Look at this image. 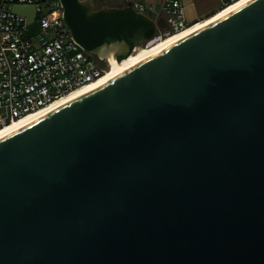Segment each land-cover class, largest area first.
I'll list each match as a JSON object with an SVG mask.
<instances>
[{
    "label": "water",
    "instance_id": "water-1",
    "mask_svg": "<svg viewBox=\"0 0 264 264\" xmlns=\"http://www.w3.org/2000/svg\"><path fill=\"white\" fill-rule=\"evenodd\" d=\"M61 3L102 61L167 27ZM0 264H264V0L0 139Z\"/></svg>",
    "mask_w": 264,
    "mask_h": 264
},
{
    "label": "built area",
    "instance_id": "built-area-1",
    "mask_svg": "<svg viewBox=\"0 0 264 264\" xmlns=\"http://www.w3.org/2000/svg\"><path fill=\"white\" fill-rule=\"evenodd\" d=\"M236 1L225 0L223 6ZM126 3L154 22L162 12L167 23L141 47L189 26L182 0H162L159 9L149 1ZM19 7H31L32 19L19 13ZM63 12L61 0H0V128L89 85L108 69L107 60L87 53L72 39ZM32 23L36 33L30 30Z\"/></svg>",
    "mask_w": 264,
    "mask_h": 264
},
{
    "label": "bare ground",
    "instance_id": "bare-ground-1",
    "mask_svg": "<svg viewBox=\"0 0 264 264\" xmlns=\"http://www.w3.org/2000/svg\"><path fill=\"white\" fill-rule=\"evenodd\" d=\"M247 1L249 0H238L232 3L231 5H226L224 6L225 8L220 10L217 14L205 18L202 21H198L194 24H189V26L183 29L182 31L175 32L174 34H171L163 39H160V41L153 42L152 44L148 45L146 48L135 47V49L132 51V54L128 56L126 59L122 60L121 62L110 58L108 61L109 63L108 69L103 74V76L100 77L98 80L89 83V85L87 86L74 89V91L61 96L59 99L48 104L46 107L39 109L38 111L31 112V114H28L27 116H23L21 118H18L17 120L12 121L11 123L4 125L3 128H0V139H3V137L16 132L20 128L32 124V122L45 117L48 113L60 109V107L72 103L75 100L79 99L80 97L89 94V92L103 86L105 82L118 76V74L129 69L130 67H132V65L145 60L147 57L159 54L161 53V51H164L174 46L176 43L188 38L189 35L203 29L205 26L218 20V18L232 12V10L247 3Z\"/></svg>",
    "mask_w": 264,
    "mask_h": 264
},
{
    "label": "crops",
    "instance_id": "crops-1",
    "mask_svg": "<svg viewBox=\"0 0 264 264\" xmlns=\"http://www.w3.org/2000/svg\"><path fill=\"white\" fill-rule=\"evenodd\" d=\"M109 6H121L124 0H104ZM149 1L157 6H159L162 0H141ZM225 0H182L183 6L185 8V18L189 24L196 23V21H202L217 14L223 7ZM163 17L162 12L158 18Z\"/></svg>",
    "mask_w": 264,
    "mask_h": 264
},
{
    "label": "rangeland",
    "instance_id": "rangeland-1",
    "mask_svg": "<svg viewBox=\"0 0 264 264\" xmlns=\"http://www.w3.org/2000/svg\"><path fill=\"white\" fill-rule=\"evenodd\" d=\"M93 4H94L95 9L100 8L102 5L109 6L108 3L105 2L104 0H93ZM17 11L19 13H23L27 17V19H32V17L34 16V12H33V9L31 7H19V8H17ZM201 20H203V19H201ZM196 22H198V21H196ZM30 30L33 31L34 33H36L38 31V27H36V24L32 23L30 25ZM141 46L142 45H140L139 47L142 48Z\"/></svg>",
    "mask_w": 264,
    "mask_h": 264
},
{
    "label": "trees",
    "instance_id": "trees-1",
    "mask_svg": "<svg viewBox=\"0 0 264 264\" xmlns=\"http://www.w3.org/2000/svg\"><path fill=\"white\" fill-rule=\"evenodd\" d=\"M223 7H224V6H223ZM224 8H225V7H224ZM224 8H222V9H224ZM222 9H221V10H222ZM192 24H194V23H192Z\"/></svg>",
    "mask_w": 264,
    "mask_h": 264
}]
</instances>
